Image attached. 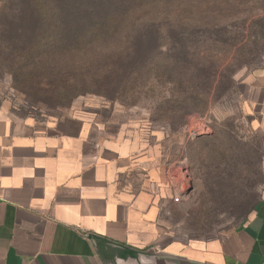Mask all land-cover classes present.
Instances as JSON below:
<instances>
[{
    "label": "crops",
    "instance_id": "0c3cea01",
    "mask_svg": "<svg viewBox=\"0 0 264 264\" xmlns=\"http://www.w3.org/2000/svg\"><path fill=\"white\" fill-rule=\"evenodd\" d=\"M245 82L264 125V72ZM96 119L39 122L0 96V264H102L90 237L151 252L152 264H264V192L237 227L178 240L161 217L171 197L157 144Z\"/></svg>",
    "mask_w": 264,
    "mask_h": 264
},
{
    "label": "trees",
    "instance_id": "16d2710c",
    "mask_svg": "<svg viewBox=\"0 0 264 264\" xmlns=\"http://www.w3.org/2000/svg\"><path fill=\"white\" fill-rule=\"evenodd\" d=\"M222 1L16 0L12 18L25 22L7 40L0 25V56L50 106L86 94L146 95L157 86L156 112L177 127L207 108L228 66L219 61L234 46L232 19L222 15L232 3L222 8Z\"/></svg>",
    "mask_w": 264,
    "mask_h": 264
},
{
    "label": "rangeland",
    "instance_id": "374dc122",
    "mask_svg": "<svg viewBox=\"0 0 264 264\" xmlns=\"http://www.w3.org/2000/svg\"><path fill=\"white\" fill-rule=\"evenodd\" d=\"M229 1L232 11L222 15L232 19L228 25L234 46L231 54L223 52L219 61L228 66L207 108L186 116L180 126L157 114L153 102V94L161 92L157 86L146 95L135 92L112 100L86 94L68 106H50L24 83V75L14 76L3 55L0 96L17 115L39 122L92 115L98 122L104 121L110 132L125 125L138 130L140 138L157 144L158 164L165 170L171 197L162 207L161 217L174 237L181 241L218 237L237 227L264 192V125L247 103L254 93H248L245 82L249 74L264 72V0ZM16 6V0H0V25L10 32L6 40L25 22L12 18L11 10ZM142 49L138 46V59L144 57ZM192 131L196 134L191 135ZM199 136L204 137L195 140ZM211 145L217 146L216 151H209ZM185 188L192 190L183 196Z\"/></svg>",
    "mask_w": 264,
    "mask_h": 264
},
{
    "label": "water",
    "instance_id": "95a60500",
    "mask_svg": "<svg viewBox=\"0 0 264 264\" xmlns=\"http://www.w3.org/2000/svg\"><path fill=\"white\" fill-rule=\"evenodd\" d=\"M192 189L189 188L188 194ZM102 264H152L155 256L151 252H136L122 245L90 237Z\"/></svg>",
    "mask_w": 264,
    "mask_h": 264
},
{
    "label": "built area",
    "instance_id": "2783aa9c",
    "mask_svg": "<svg viewBox=\"0 0 264 264\" xmlns=\"http://www.w3.org/2000/svg\"><path fill=\"white\" fill-rule=\"evenodd\" d=\"M190 134H191V135H194V134H196V132H195V131H192V133H190ZM188 189H189V188H185V189H184V191H183V194H184V195H183V196H186V195H187L186 192H187ZM174 201L177 202V201H178V198L175 197V198H174Z\"/></svg>",
    "mask_w": 264,
    "mask_h": 264
}]
</instances>
